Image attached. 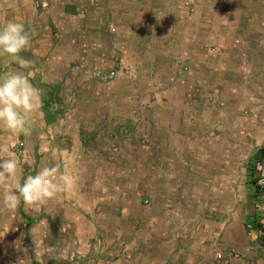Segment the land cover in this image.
<instances>
[{
    "label": "rangeland",
    "instance_id": "rangeland-1",
    "mask_svg": "<svg viewBox=\"0 0 264 264\" xmlns=\"http://www.w3.org/2000/svg\"><path fill=\"white\" fill-rule=\"evenodd\" d=\"M41 1L0 0V27L22 22L24 58L46 56V117L66 119L73 139L128 142L130 166L146 168L147 178L155 167L168 183L177 177L179 199L203 198L215 264L218 249L238 252L232 264H264V130L253 127L264 121L252 119L250 108L221 105L222 92L241 86L221 70L229 0ZM59 55L64 61L56 64ZM171 134L178 157L166 143ZM199 178L207 183L202 196ZM188 210L187 223L200 217L199 206Z\"/></svg>",
    "mask_w": 264,
    "mask_h": 264
},
{
    "label": "crops",
    "instance_id": "crops-1",
    "mask_svg": "<svg viewBox=\"0 0 264 264\" xmlns=\"http://www.w3.org/2000/svg\"><path fill=\"white\" fill-rule=\"evenodd\" d=\"M226 2V17L220 24V28L225 25L220 37L221 70L227 77L240 78L241 86L222 92L227 100L221 105L225 111L250 108L252 119L264 121V114L256 113L264 111V0ZM23 51L17 60L0 56V78L13 73L27 76L36 89L34 108L26 117V133H13L0 125V160L14 154L21 183L24 176L52 166L68 171L76 182L53 198L31 204L21 199L15 209H9L3 203L8 182L0 178V264H215L207 241L211 232L210 222L205 224L203 217L204 199L196 197L195 203L179 199L174 189L177 177L171 176L176 180L168 183L155 167L147 178L146 168L130 166L128 142L117 147L97 134H84L82 139L67 136L66 119L46 117V56L34 64V57L26 60ZM55 59L56 64L64 61L61 55ZM158 125H165L164 121ZM253 127L263 131L264 122ZM168 142L171 156L175 151L178 157V136L171 134ZM195 185L202 196L207 183L199 178ZM192 204L199 206L200 217L187 223L188 215L194 218L188 210ZM182 223L187 225L182 228ZM216 251L215 258L223 253Z\"/></svg>",
    "mask_w": 264,
    "mask_h": 264
},
{
    "label": "clouds",
    "instance_id": "clouds-1",
    "mask_svg": "<svg viewBox=\"0 0 264 264\" xmlns=\"http://www.w3.org/2000/svg\"><path fill=\"white\" fill-rule=\"evenodd\" d=\"M28 41L22 22H7L0 27V56L20 59L17 54L25 49ZM35 93L36 89L23 74L13 73L0 78V125L13 133H26V117L34 108ZM20 173L14 154L0 160V178L8 182L3 203L9 209H15L21 199L31 204L53 198L59 192L70 190L76 182L72 174L60 171L58 166L43 167L35 175L28 174L22 183ZM250 235L254 237L255 234Z\"/></svg>",
    "mask_w": 264,
    "mask_h": 264
},
{
    "label": "built area",
    "instance_id": "built-area-1",
    "mask_svg": "<svg viewBox=\"0 0 264 264\" xmlns=\"http://www.w3.org/2000/svg\"><path fill=\"white\" fill-rule=\"evenodd\" d=\"M37 6H45V2H42L41 0H33ZM100 74V73H99ZM114 73H111L109 77H112ZM239 258L238 253H229L227 255H224L223 253L217 254L216 264H232L233 259Z\"/></svg>",
    "mask_w": 264,
    "mask_h": 264
},
{
    "label": "trees",
    "instance_id": "trees-1",
    "mask_svg": "<svg viewBox=\"0 0 264 264\" xmlns=\"http://www.w3.org/2000/svg\"><path fill=\"white\" fill-rule=\"evenodd\" d=\"M262 151H264V149Z\"/></svg>",
    "mask_w": 264,
    "mask_h": 264
}]
</instances>
